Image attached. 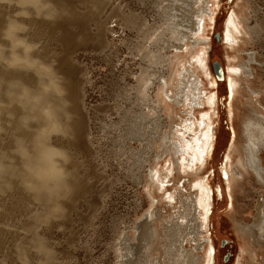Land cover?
I'll return each mask as SVG.
<instances>
[{
  "label": "rangeland",
  "instance_id": "obj_1",
  "mask_svg": "<svg viewBox=\"0 0 264 264\" xmlns=\"http://www.w3.org/2000/svg\"><path fill=\"white\" fill-rule=\"evenodd\" d=\"M39 1L41 5L35 10L29 3L0 0L1 58L25 53L33 58L41 55L44 61L48 60L47 63L62 77V95L66 99L58 117L66 121L68 111L71 116L68 122L73 124L74 131L66 137L62 132L53 133L47 139L49 146L60 150L53 155L54 163L63 170L60 194L51 198L37 196L25 186V175L10 172L0 178V264H173L167 255L162 256L161 238L158 245L151 246V227L146 216L151 207L152 220L156 224L162 226L170 219L175 221L178 211H181L180 192L176 193V200H168L164 190H157L149 184L148 171L152 166L161 171L170 166L173 171L164 181L166 191L170 193L191 176L175 170L174 154L165 153L156 157L161 149L151 147L152 131H155L153 120L143 123V128L134 137L128 129L131 118L139 116L141 109L148 110L136 97L135 77L141 67H147L149 71L160 70L164 74L168 72L164 67L168 56L180 43L166 34L160 40H155V37L165 28L171 15L178 28L185 30L184 26L190 25V21H184L183 17L186 12H192V1ZM215 1L213 18L209 20L205 59L213 74L212 79L216 81L208 89L215 91L218 99L211 111L213 140L205 155L201 175L213 194L207 217L217 211V219L212 217V223L201 229L213 243L212 258L208 264H255L261 261L260 255L254 259L252 252L242 251L243 241L236 236L229 216L236 206L238 222L244 224L253 220L257 200L259 197L264 199V172L261 180L253 175L251 178L243 171L241 176L238 175L235 172L241 170L234 164L236 156L232 163L226 164L231 146L235 138L238 139L233 130L231 111H228L232 110L230 103H236L234 109L240 120L248 109L246 97L241 95V102H236L227 89V61L230 58L233 61L246 60L245 64L251 71V75L246 76L247 82L253 89H260V94L254 96L261 104L259 109L263 107L264 110V0H249L247 9V15L251 16L249 26L256 23L251 9H257L258 34L247 42H239L240 46L235 43L233 48H228L221 38L225 23L223 15L238 9L241 0ZM127 14H136V19H140L142 24L137 23L135 18V22L122 21ZM213 25L215 28L212 30ZM9 27L10 36L6 34ZM225 48L231 55L225 54ZM236 48L242 50L241 57ZM214 49H218L219 55L210 56ZM145 52L160 54V63H154L152 57L150 62L142 60L141 54ZM180 54L186 55L187 50L183 49ZM220 63L224 78L222 71L221 78L215 74L214 64L220 68ZM19 67V64H12L3 69L5 78H16L22 72ZM27 69L33 80L36 75L33 67ZM202 78L206 80L204 76ZM21 79L24 81L23 77ZM29 83L32 85L33 81ZM217 83H223L220 93L215 88ZM2 87L5 89L4 85ZM75 93L77 102L72 98ZM148 94L153 100L155 87L151 86ZM199 109L197 116L208 106L204 104ZM179 111L177 109V113L182 114V107ZM1 113L5 119L3 108ZM159 114L161 125L165 123L164 129L162 127L159 131L161 135L168 130L170 122L162 113ZM11 116L16 117L15 114ZM33 123L30 121L31 128L37 130L38 126ZM222 130L227 141L216 149L218 134ZM24 134L32 135L25 125L0 135V147H4L2 150L6 151L8 158L13 151L6 148V144L14 146V139ZM27 150L32 149L27 146ZM261 155L264 158V149ZM4 160L9 163L7 157ZM177 178L180 179L175 183ZM231 178H235L236 183ZM185 187L180 191L193 196V189L188 184ZM150 194L153 195L151 202ZM222 196L226 200L223 204ZM158 215L162 218L156 220ZM216 227L221 231L219 234L214 233ZM198 234L177 236L175 247L195 248L193 252L197 248V254H202L197 247L202 241ZM166 236L164 240L169 246L171 240ZM259 253L264 258V253Z\"/></svg>",
  "mask_w": 264,
  "mask_h": 264
},
{
  "label": "bare ground",
  "instance_id": "obj_2",
  "mask_svg": "<svg viewBox=\"0 0 264 264\" xmlns=\"http://www.w3.org/2000/svg\"><path fill=\"white\" fill-rule=\"evenodd\" d=\"M18 1L20 3L31 4L35 10L41 5L39 0ZM191 1L193 10L191 13L186 12L183 17L184 21H190V25L189 23L186 24L184 26L186 28L185 30H182L183 27H181V29L178 28L177 21L174 20L171 15L165 28L155 37V40H160L162 39V35L166 34L178 40L180 43L174 46V52L168 56L167 64L164 66L165 68L167 67L168 72L164 74L160 73V70L149 71L147 67H141L138 76L135 77L136 86L134 89L136 91V97L140 101L139 103L148 108V110L145 111L141 109L139 116L135 115L134 119L131 118L128 129L129 132H133H131V134L134 137L135 133L139 134V131L143 128V123L145 124V122L150 119L153 120V129L155 131H152L154 134L152 136L153 141L151 147H159L161 149L156 157L158 158L165 153L174 154L175 170L177 172L188 173L191 176L175 186L173 188L174 192L170 193L166 191L164 183L165 179L168 178L169 174L173 171L170 166H167L163 171L152 166L148 171L149 184L154 186L157 190H164V194L167 195H165V197L168 200H176V193L180 192L179 195L181 198L179 197V202L181 211H178L175 221L170 219L168 224L162 226L156 224L155 220H152L153 212L151 207L147 212L148 216H146L150 221L151 246L155 247V245H158L159 239L161 238L164 248V254H162V256L167 255L173 264H208L209 259L212 258L213 243L211 244L210 240L203 234L205 232L201 227L203 228L205 225L208 227L209 222L212 223V217L214 219L216 218L215 213L217 212L213 213L210 218H208L209 216L207 217V210L210 209V204H212L213 194L201 175V170L205 164V155L213 140V119L211 111L218 99L215 91L211 92L208 89L209 86H214V82L216 81L212 79L213 74L211 75L208 63L205 59V45L208 43L207 32L210 29H208L210 24L209 20L211 21L213 18L212 14L214 13L216 1ZM249 4V0H241L238 9H233L228 15L227 13L223 15L225 23L223 24L224 32L221 38L228 48H233L235 43L240 46L239 42L244 43L253 39L260 30L259 22L257 21V9L255 7H252L251 10L256 23L254 26H249L248 21L251 17L247 15V13H249L247 11ZM135 15L127 14L122 21H134V18L136 19L138 17ZM136 22H140V19H136ZM1 24L2 17H0V26ZM139 24L141 25L142 21ZM214 25L212 26V30L215 28ZM9 29L10 27L6 30L8 36L11 35ZM245 35H247V37ZM183 49L187 50L186 55L180 54ZM217 50L214 49L211 51L212 54L210 56L219 55ZM225 50L226 55H231L226 48ZM236 51L239 52V57H241L240 53L242 50L236 48ZM40 56L38 55L33 58L24 53L22 55L13 54L11 58L4 59L1 58L0 54V135L9 130L16 131L22 128L23 125L27 126L32 134H24L23 137H16L14 139V146L8 143L6 144L5 147L13 151L11 158H8L6 151L2 150L4 147H0V178L3 177L5 173L9 174L10 172L25 175L26 180L24 182L28 189L35 192L37 196L42 195L44 198H51L61 193L62 188L60 187V183L62 182L63 170L59 168L53 160V155L60 153V150L49 146L47 139H49L51 134L57 132H62L63 137H66L69 132L71 133L74 131V127L73 124L68 122L71 117L68 111H66V121L58 117V111L63 110V104L66 102V99H64L62 95V77L49 63H47L48 60L44 61L45 59ZM151 57L154 59V63H160L162 59L160 54L149 55L146 52L141 54L140 58L150 62ZM221 63L220 68L222 67L221 71L223 72L224 78L225 75ZM245 63L246 60L243 59L241 61H233V59L230 58L227 61L229 73L227 89H229L236 102H241L239 96L243 95L246 97V102L248 104L246 107L248 109L246 115L240 120L236 114L237 110L234 109L236 103L232 104L229 102L232 110L228 111H231L233 130L238 139L235 138L231 146V153L227 155L226 164L232 163L234 161V156H236L234 164L241 172L237 171L235 173L241 176L243 171L246 175L251 176V178H253V175L256 179L261 180L264 172V158L263 155H261L264 149V110L263 107H261V110L259 109L261 104L259 99L254 96L260 92V89H253L247 82L246 76H250L251 71H249ZM12 64H19L22 67H19L22 69V72L18 73V76L14 79H7L4 76L3 69ZM30 66L33 67V71L36 74L33 80H31L32 77L29 75L30 73L27 72V68ZM202 76L205 77V81ZM21 77H23L24 81ZM29 81H33V84L30 85ZM2 85L5 86V89H3ZM216 85L217 87L215 88H217L220 93L223 89V83H217ZM151 86L155 87V97H153V100H151L152 97H149L148 94V90ZM241 90H243V94ZM72 98L74 102H77L78 98L76 93ZM11 102L18 106L12 105ZM204 104L208 106V109L200 112V115L197 116L196 112L200 111L199 107ZM254 104L256 105L254 106ZM181 107L182 114L177 113V109L179 111ZM1 108L6 111L5 119L2 116ZM125 111L126 110H124V112ZM125 113H127V111ZM159 113H162L163 117L168 118L170 122L168 124V130H163L165 132H162L161 135L159 131H162V127L165 123L163 126L161 125L162 119L159 118L161 116ZM12 114H15L16 117L12 118ZM165 114H167V117ZM175 116L177 117V122H175ZM30 121H34L33 124L38 126L37 130L31 128ZM222 133L223 130L218 134L216 149L221 148L224 143L226 144L227 140ZM159 140L161 141L160 143H158ZM27 146L32 150L28 151ZM6 157L9 163H6L4 160ZM225 167L228 168L227 165H225ZM179 179L180 178H177L175 183H177ZM231 180L236 183L235 178H231ZM184 183L186 185L188 184V187L193 189V196L184 195V193L180 191L184 190ZM152 194L154 195L153 192ZM152 194L149 195L150 202L153 198ZM225 201L224 196H222V204ZM255 208L256 214L250 223L241 224L238 222L239 212L236 206L229 217L236 236L243 241L242 251L252 252L254 259L255 256L260 255L261 261L255 264H264V258H262L259 253H264L263 198L259 197L255 204ZM158 218H162L161 215L156 216V220ZM179 219L180 221H178ZM185 229L186 231L184 232ZM215 232L219 234L221 231L216 227L214 228V233ZM184 233H190V235L191 233H194V235L199 233V239L201 236L202 241L199 244L200 247H197L202 250V254H197V248L196 251L193 252L195 249L194 247V249H189V247L185 249L183 246H181V248L175 247L174 241H177V236L184 235ZM165 236L170 237L171 243L169 246H167L168 244L164 240ZM185 236L183 237L185 238ZM185 242H187V240Z\"/></svg>",
  "mask_w": 264,
  "mask_h": 264
},
{
  "label": "water",
  "instance_id": "obj_3",
  "mask_svg": "<svg viewBox=\"0 0 264 264\" xmlns=\"http://www.w3.org/2000/svg\"><path fill=\"white\" fill-rule=\"evenodd\" d=\"M215 74L218 76V78H221V69L219 68V65L214 64Z\"/></svg>",
  "mask_w": 264,
  "mask_h": 264
}]
</instances>
